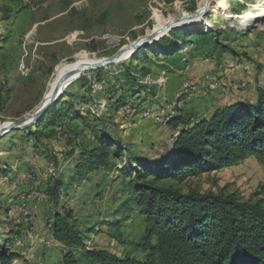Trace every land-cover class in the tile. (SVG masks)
Segmentation results:
<instances>
[{
    "label": "rangeland",
    "instance_id": "obj_1",
    "mask_svg": "<svg viewBox=\"0 0 264 264\" xmlns=\"http://www.w3.org/2000/svg\"><path fill=\"white\" fill-rule=\"evenodd\" d=\"M197 30L216 33L209 49L190 38ZM80 61L104 65L79 66L35 123L0 129V243L14 241L11 264H65L69 252L86 264L83 248L52 236L54 214L65 210L86 250L146 260L133 252L145 223L127 173L173 158L180 132L218 110L257 102L264 0H0V128L27 120ZM173 115L185 122L166 125ZM102 141L111 152L103 165L88 164L85 154ZM56 180L61 210L47 193ZM159 186L264 207V156ZM116 221H124L119 231Z\"/></svg>",
    "mask_w": 264,
    "mask_h": 264
},
{
    "label": "trees",
    "instance_id": "obj_2",
    "mask_svg": "<svg viewBox=\"0 0 264 264\" xmlns=\"http://www.w3.org/2000/svg\"><path fill=\"white\" fill-rule=\"evenodd\" d=\"M214 37L216 33L198 30L190 36L202 42L205 49L210 48ZM172 53L170 60L179 65L181 53ZM126 76L133 80L130 71ZM184 122L182 115H173L165 123L177 128ZM110 152L111 148L102 141L84 159L89 157L88 164L103 165ZM168 152L174 161L168 158L141 164L133 173H127L135 175L130 184L133 191L130 202L138 206L145 223L144 235L134 244L133 252H142L145 261L131 255L116 256L106 250H86L83 238L71 222V210L54 214L53 238L65 246L83 248L86 264H264L263 206L241 203L232 197L183 194L177 189L159 186L165 180L182 183L191 176L230 167L248 155L264 156V88L257 90L255 104L226 106L210 120L182 130ZM87 168L83 164L79 170ZM54 185L47 193L61 210L59 201L64 182L56 180ZM124 221H116L113 226L119 231ZM6 242L0 243V264H11L18 258L6 250L8 242L14 241ZM64 263L84 262L69 252L64 256Z\"/></svg>",
    "mask_w": 264,
    "mask_h": 264
},
{
    "label": "water",
    "instance_id": "obj_3",
    "mask_svg": "<svg viewBox=\"0 0 264 264\" xmlns=\"http://www.w3.org/2000/svg\"><path fill=\"white\" fill-rule=\"evenodd\" d=\"M155 36H157V37H159V33H157V32H154L152 35H150V36H148V37H146V38H144L143 39V44L142 45H139V44H136L135 45V48H137V47H139V46H143V47H145V46H147V45H149V43L150 42H152L153 40H155L153 37H155ZM102 65H104V62H98V64H96L95 66H93V67H90V68H88V69H92V68H95V67H101ZM87 69V68H86ZM86 69H84L83 71H85ZM87 69V70H88ZM83 71H81V72H83ZM81 72H79V74L81 73ZM66 86H64L63 87V89L65 88ZM58 95H56L52 100H50V101H47L46 102V104L45 105H43V106H41L40 108H38L27 120H25V121H23L21 124H19L18 126H9V127H6V128H2V132L3 133H6V132H8L9 130H11V129H16V128H18L20 125H23V126H25V125H27V124H32V123H35L39 118H40V116L42 115V113L44 112V109H46V107H48L53 101H55V99H56V97H57ZM0 135H2V133H0Z\"/></svg>",
    "mask_w": 264,
    "mask_h": 264
},
{
    "label": "bare ground",
    "instance_id": "obj_4",
    "mask_svg": "<svg viewBox=\"0 0 264 264\" xmlns=\"http://www.w3.org/2000/svg\"><path fill=\"white\" fill-rule=\"evenodd\" d=\"M178 22H179V24H181V21H178ZM94 63H95V64H94ZM84 64H94V65H96V64H98V62H93V61H80V62H76V63H74L73 66L71 67L72 70H71V72L69 73V75H68V76H65V77H63V78L61 79V81H60L58 87L55 89V92H52V93L48 96V98L45 100V102H44L43 105H45L47 101L52 100L56 95H58L59 92L63 90V87H64V86H67V85H68V84L74 79V77L76 76V70H77V68H78L79 66L84 65ZM75 78H76V77H75ZM0 129L2 130V127H1Z\"/></svg>",
    "mask_w": 264,
    "mask_h": 264
}]
</instances>
